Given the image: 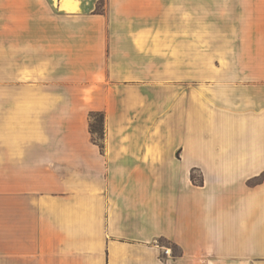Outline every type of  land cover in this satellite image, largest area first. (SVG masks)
Segmentation results:
<instances>
[{
  "label": "crops",
  "instance_id": "crops-1",
  "mask_svg": "<svg viewBox=\"0 0 264 264\" xmlns=\"http://www.w3.org/2000/svg\"><path fill=\"white\" fill-rule=\"evenodd\" d=\"M0 185L5 264H264V0H0Z\"/></svg>",
  "mask_w": 264,
  "mask_h": 264
},
{
  "label": "trees",
  "instance_id": "trees-1",
  "mask_svg": "<svg viewBox=\"0 0 264 264\" xmlns=\"http://www.w3.org/2000/svg\"><path fill=\"white\" fill-rule=\"evenodd\" d=\"M89 131L93 141L103 149L104 139V115L103 113H91L89 115Z\"/></svg>",
  "mask_w": 264,
  "mask_h": 264
},
{
  "label": "rangeland",
  "instance_id": "rangeland-1",
  "mask_svg": "<svg viewBox=\"0 0 264 264\" xmlns=\"http://www.w3.org/2000/svg\"><path fill=\"white\" fill-rule=\"evenodd\" d=\"M4 245H5V192L4 189L0 188V264H5Z\"/></svg>",
  "mask_w": 264,
  "mask_h": 264
},
{
  "label": "built area",
  "instance_id": "built-area-1",
  "mask_svg": "<svg viewBox=\"0 0 264 264\" xmlns=\"http://www.w3.org/2000/svg\"><path fill=\"white\" fill-rule=\"evenodd\" d=\"M164 253H165V255H168L169 254V249H165Z\"/></svg>",
  "mask_w": 264,
  "mask_h": 264
}]
</instances>
